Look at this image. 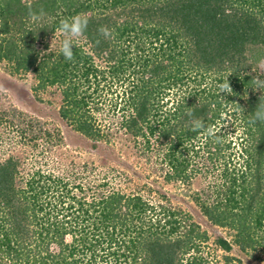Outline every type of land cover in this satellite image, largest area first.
I'll return each mask as SVG.
<instances>
[{
  "label": "trees",
  "instance_id": "trees-1",
  "mask_svg": "<svg viewBox=\"0 0 264 264\" xmlns=\"http://www.w3.org/2000/svg\"><path fill=\"white\" fill-rule=\"evenodd\" d=\"M77 15L90 22L66 60L60 23ZM263 58L264 0H0V61L31 72L34 92L57 88L60 118L90 147L123 139L152 160L160 184H117L129 176L94 162L58 171L44 155L60 130L0 109L43 157L30 168L23 152L0 160V264H243L233 246L264 261V123L251 119ZM188 111L203 128L190 129ZM192 182L187 197L221 233L161 190Z\"/></svg>",
  "mask_w": 264,
  "mask_h": 264
},
{
  "label": "rangeland",
  "instance_id": "rangeland-1",
  "mask_svg": "<svg viewBox=\"0 0 264 264\" xmlns=\"http://www.w3.org/2000/svg\"><path fill=\"white\" fill-rule=\"evenodd\" d=\"M56 40H58V32L49 39L51 47L54 46ZM259 68L261 72H264V64L260 63ZM34 84L35 80L31 72L13 74L8 68L7 63L0 61V109L15 106L22 110V112L46 122L47 126L52 130L56 131L57 128L60 130L63 142L55 147L51 153H48V156L44 155V160L50 165L52 162H56L55 166H58L56 170L63 171V169H66L67 171L70 164L73 163L82 166L83 162H94L93 164L96 166L98 173H101L102 170L108 167L114 166V168L125 172L129 176L128 179L131 182L126 183L122 182V180L118 181V178H120V175H118L117 179L116 177L114 178L117 184L134 186L136 184L142 185L143 182H150L156 188H160V184L155 182L158 180H154L155 172H153L154 164L152 160L147 161L146 157H140L136 153V149L123 139H116L111 148L104 145H100L99 149L90 147L88 141L83 136L71 130L60 118L58 108L61 99L58 89L47 87L34 92L32 89ZM13 129L8 124H0V160L9 152L14 154L23 152L25 157L28 158L26 168H30L34 159L38 160L43 157L32 146H20L18 141L19 136L16 135ZM16 143L19 144L16 145ZM152 159L154 160V157ZM158 179L160 180V178ZM195 188L196 186L192 182V186L189 187L183 186L173 189L169 186H162L161 190L165 189L166 194L173 199L174 204L190 210L195 220L203 228L207 229L210 234L221 233L222 230L206 223L205 218L192 205L189 197H187L186 192L190 193ZM230 254L240 259L243 264H264L263 254L250 255V253H245V251H241L236 246L232 247ZM234 262L238 264L237 261Z\"/></svg>",
  "mask_w": 264,
  "mask_h": 264
},
{
  "label": "clouds",
  "instance_id": "clouds-1",
  "mask_svg": "<svg viewBox=\"0 0 264 264\" xmlns=\"http://www.w3.org/2000/svg\"><path fill=\"white\" fill-rule=\"evenodd\" d=\"M29 8V17L33 20L38 19L39 16L32 11L31 4L27 5ZM40 15H43L42 11ZM90 18L86 15H77L70 19L62 20L60 23V32L63 34L64 39L62 41L60 52L66 60H72L74 57V48L79 41V39L87 31ZM99 35L102 36L105 40H108L112 37V32L107 26H101L98 29ZM261 64H264V60L260 61ZM221 93L231 94L233 89L227 80L225 83L219 86ZM253 88L256 90H264V80L257 77L254 80ZM186 115L190 118V129L192 131H198L204 127L203 121L199 118L194 117L192 111L186 112ZM252 122L264 123V103H258L256 109L252 116ZM214 129L209 128V134L214 133Z\"/></svg>",
  "mask_w": 264,
  "mask_h": 264
}]
</instances>
